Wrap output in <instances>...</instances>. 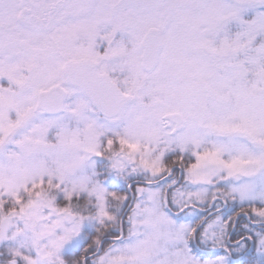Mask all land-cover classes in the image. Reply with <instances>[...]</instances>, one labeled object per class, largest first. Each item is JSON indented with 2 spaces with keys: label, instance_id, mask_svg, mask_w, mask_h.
I'll return each mask as SVG.
<instances>
[{
  "label": "snow or ice",
  "instance_id": "snow-or-ice-1",
  "mask_svg": "<svg viewBox=\"0 0 264 264\" xmlns=\"http://www.w3.org/2000/svg\"><path fill=\"white\" fill-rule=\"evenodd\" d=\"M0 264H264V0H0Z\"/></svg>",
  "mask_w": 264,
  "mask_h": 264
}]
</instances>
